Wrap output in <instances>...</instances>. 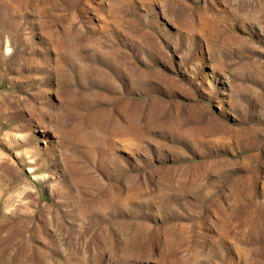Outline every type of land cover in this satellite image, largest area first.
<instances>
[{
  "label": "rangeland",
  "instance_id": "374dc122",
  "mask_svg": "<svg viewBox=\"0 0 264 264\" xmlns=\"http://www.w3.org/2000/svg\"><path fill=\"white\" fill-rule=\"evenodd\" d=\"M0 264H264V0H0Z\"/></svg>",
  "mask_w": 264,
  "mask_h": 264
},
{
  "label": "bare ground",
  "instance_id": "6f19581e",
  "mask_svg": "<svg viewBox=\"0 0 264 264\" xmlns=\"http://www.w3.org/2000/svg\"><path fill=\"white\" fill-rule=\"evenodd\" d=\"M3 166H4V161H0V170L2 171L3 169Z\"/></svg>",
  "mask_w": 264,
  "mask_h": 264
}]
</instances>
